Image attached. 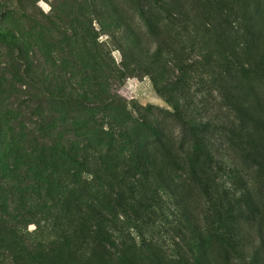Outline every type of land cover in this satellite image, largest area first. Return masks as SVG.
<instances>
[{
	"label": "rangeland",
	"instance_id": "rangeland-1",
	"mask_svg": "<svg viewBox=\"0 0 264 264\" xmlns=\"http://www.w3.org/2000/svg\"><path fill=\"white\" fill-rule=\"evenodd\" d=\"M0 264H264V0H0Z\"/></svg>",
	"mask_w": 264,
	"mask_h": 264
},
{
	"label": "trees",
	"instance_id": "trees-1",
	"mask_svg": "<svg viewBox=\"0 0 264 264\" xmlns=\"http://www.w3.org/2000/svg\"><path fill=\"white\" fill-rule=\"evenodd\" d=\"M86 104H87V101H86ZM95 212H96V215L99 216V219H100V217L102 215L101 211L99 209H95ZM83 215H84V219H86L87 217H91V215H88L86 213H84ZM106 220H108V219H106ZM112 220H116V219L112 218ZM109 222H113V221H109ZM106 243L109 244L111 247L115 248L116 250H119V246H117L114 243H112V240H106ZM119 245H121V243Z\"/></svg>",
	"mask_w": 264,
	"mask_h": 264
}]
</instances>
